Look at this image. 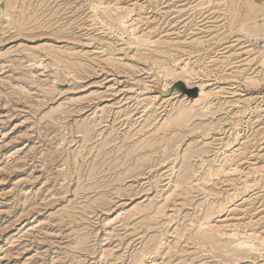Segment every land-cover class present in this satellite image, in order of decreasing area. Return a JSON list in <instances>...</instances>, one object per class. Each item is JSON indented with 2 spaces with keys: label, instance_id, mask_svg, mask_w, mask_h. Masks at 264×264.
<instances>
[{
  "label": "rangeland",
  "instance_id": "374dc122",
  "mask_svg": "<svg viewBox=\"0 0 264 264\" xmlns=\"http://www.w3.org/2000/svg\"><path fill=\"white\" fill-rule=\"evenodd\" d=\"M231 1L0 0V264H264V37L239 31L264 0L233 30Z\"/></svg>",
  "mask_w": 264,
  "mask_h": 264
},
{
  "label": "bare ground",
  "instance_id": "6f19581e",
  "mask_svg": "<svg viewBox=\"0 0 264 264\" xmlns=\"http://www.w3.org/2000/svg\"><path fill=\"white\" fill-rule=\"evenodd\" d=\"M209 1V3H212V0H208ZM234 0H232L231 1V3L229 4V5H227V9H226V11H227V13H228V15L230 16V20H229V29L230 30H233L234 29V25H235V23L237 22V20H238V10H237V4L235 3V2H233ZM14 2V1H13ZM13 2H12V4H13ZM16 2V1H15ZM102 5L103 4H101L100 6L102 7ZM12 6H14V4L12 5ZM9 7H11V4H10V6ZM13 8V7H12ZM104 8V7H103ZM98 9V8H97ZM258 9V8H257ZM256 10V9H255ZM226 13V14H227ZM257 15V14H256ZM24 15H22V17H23ZM22 17H20L21 19H22ZM21 19H19V22H20V20ZM121 20V19H120ZM244 20V19H243ZM17 21V20H16ZM128 23H130V22H128ZM127 22H125V21H123V22H121L120 24L121 25H119V26H122V27H125L127 24H128ZM16 24H18L17 22H16ZM20 24V23H19ZM119 24V23H118ZM19 26V25H18ZM21 28H23L24 26H23V24H21V26H20ZM133 29H131V31H132ZM23 31V30H22ZM22 31L20 32V33H22ZM134 31V30H133ZM239 31L242 33V35H245V36H248V37H251V38H253V39H258V38H262V37H264V21H262V22H254V23H252V24H250V25H248V24H245V22H241L240 23V28H239ZM24 32V31H23ZM130 32V31H129ZM131 33H133V32H131ZM136 37V36H135ZM136 39H138V41L139 42H141V43H143V44H145L146 42H148V41H146V37H144V36H142V37H140V36H137V38ZM260 40V39H259ZM244 49L246 48V50H245V53H247V54H249L250 52H251V49H249V48H251V46L250 47H248V46H244L243 47ZM262 52V51H261ZM260 53V52H259ZM256 55H258V54H256ZM263 55V54H262ZM254 56V55H253ZM257 57H252V56H250L249 58H248V62H245V63H247V64H249V63H251V62H253L255 59H256ZM261 59H260V63L262 64V65H264V55L262 56V57H260ZM259 63V64H260ZM245 68V67H244ZM255 78H247L246 79V82H249V83H257V84H259V79H255ZM202 87V92L200 93V98H201V101H203V100H206L209 96H210V93L209 92H205V89H204V85H202L201 86ZM233 94V93H232ZM243 98V97H242ZM241 99V98H240ZM188 109L187 108H185V107H180V111L178 112V114H177V116H176V118L173 120V121H175V122H179V121H181L182 119H184V118H186L187 117V115H188ZM173 123V122H172ZM142 159V158H141ZM117 199H118V197H117ZM121 200V199H120ZM119 202V201H118ZM119 205V204H118ZM147 209V208H146ZM145 208L144 209H140V213H147L148 212V210H146ZM150 216V215H149ZM212 216H213V214H212ZM215 216V215H214ZM212 220H210L209 221V223L208 224H210V222H211ZM213 224V223H212ZM219 224V223H218ZM211 225V224H210ZM226 225V224H225ZM230 227H231V225L230 224H228ZM220 226L222 227V224H220ZM233 226V225H232ZM223 227H224V223H223ZM226 227V226H225ZM207 228V227H206ZM218 228H220L219 226H214V225H211L210 227H208V229H207V231H205V232H202V233H200V234H198V235H195V236H192V238L191 239H193V241L197 244V242L198 243H202V245H209V246H211V248L213 249V251L215 252V251H218V249H220V244L215 240V238H214V231H216ZM228 228V227H227ZM236 228V227H235ZM226 229V228H225ZM219 230H222L221 228L219 229ZM223 231H225V230H223ZM217 232V231H216ZM218 233H219V231H218ZM225 234V232H222V234ZM232 233V232H231ZM223 234V235H224ZM235 234V233H234ZM234 234L233 235H231L232 237L234 236ZM238 234V233H237ZM217 235V234H216ZM230 235V234H229ZM228 235V236H229ZM253 235V234H252ZM222 236V235H221ZM227 236V237H228ZM231 236H229V237H231ZM255 236V235H254ZM257 236H260V235H257ZM261 237V236H260ZM221 238V237H220ZM223 238V237H222ZM235 238H236V236H235ZM258 238V237H257ZM258 240V239H257ZM256 241V240H255ZM261 241V243L262 244H264V239H259V242ZM244 242V241H243ZM242 242V243H243ZM222 244V243H221ZM246 244V243H245ZM240 246V245H239ZM244 246V245H243ZM254 246V245H253ZM251 249H252V247H251ZM256 250V249H255ZM139 264H146L144 261H140V263Z\"/></svg>",
  "mask_w": 264,
  "mask_h": 264
}]
</instances>
